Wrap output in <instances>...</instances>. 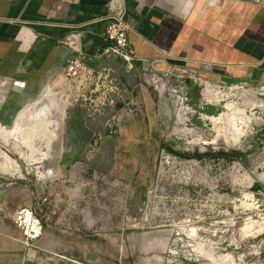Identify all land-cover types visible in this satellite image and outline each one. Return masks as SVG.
Masks as SVG:
<instances>
[{"label":"rangeland","instance_id":"rangeland-1","mask_svg":"<svg viewBox=\"0 0 264 264\" xmlns=\"http://www.w3.org/2000/svg\"><path fill=\"white\" fill-rule=\"evenodd\" d=\"M208 1L226 0L182 6L202 14ZM115 76L81 90L61 71L12 102L27 85L0 72V113L16 112L2 127L49 99L60 121L49 148L0 140V264H264V85L141 65ZM231 151L243 155L219 156ZM51 228L69 242L56 255L40 246Z\"/></svg>","mask_w":264,"mask_h":264},{"label":"crops","instance_id":"crops-1","mask_svg":"<svg viewBox=\"0 0 264 264\" xmlns=\"http://www.w3.org/2000/svg\"><path fill=\"white\" fill-rule=\"evenodd\" d=\"M111 1L0 0V72L27 85L12 102L36 90L59 74L68 60L79 56L63 43L70 36L89 57L90 66L124 74L121 61L99 57ZM177 2L179 10L170 8L172 0H122L125 19L132 27L130 41L139 58L155 62L157 71L176 77L187 72L227 85H264V0H226L218 10L215 1H208L202 14L184 9L188 0ZM12 102L1 109L0 120L6 125L16 113L10 109ZM62 162L73 163L67 158ZM65 233L51 228L40 241L41 249L61 253L69 245ZM81 239V234L74 236L80 254Z\"/></svg>","mask_w":264,"mask_h":264},{"label":"built area","instance_id":"built-area-1","mask_svg":"<svg viewBox=\"0 0 264 264\" xmlns=\"http://www.w3.org/2000/svg\"><path fill=\"white\" fill-rule=\"evenodd\" d=\"M132 27L125 19V9L122 0H113L109 4L108 14L106 16V27L102 35L103 47L99 57L101 59H117L121 61L127 72H132L137 65L143 66L148 71H157L156 63L141 59L133 48L130 41ZM74 37H68L63 43L79 56L67 61L62 73L69 79V82L77 89H86L92 80L105 81L114 87L118 86V79L115 71L110 67L94 68L89 65V57L83 55L74 43ZM98 87V85H97ZM116 90V89H115ZM3 183L0 182V187ZM25 221L30 226L31 239L42 235V226L39 221L32 220L29 216Z\"/></svg>","mask_w":264,"mask_h":264},{"label":"bare ground","instance_id":"bare-ground-1","mask_svg":"<svg viewBox=\"0 0 264 264\" xmlns=\"http://www.w3.org/2000/svg\"><path fill=\"white\" fill-rule=\"evenodd\" d=\"M29 108L31 107H26L24 111L20 113L12 129L4 128L0 125V140L7 142L10 137L18 136L25 147L27 146L29 148H33L35 145L34 143L37 142L41 145H44L46 148H49L53 143L54 137L57 135L56 130L59 127V120L56 118L58 111L56 101L49 99L42 101V103L39 105L34 104V113L32 112L31 116H27L31 114L30 110H27ZM29 150L31 151V149ZM2 157L9 165V171L13 175H17L21 178L22 170L17 161L12 159L9 154H4ZM30 162V166L35 163V161L32 160ZM4 172L5 171H3V173ZM47 174L49 176L52 175L50 171Z\"/></svg>","mask_w":264,"mask_h":264},{"label":"trees","instance_id":"trees-1","mask_svg":"<svg viewBox=\"0 0 264 264\" xmlns=\"http://www.w3.org/2000/svg\"><path fill=\"white\" fill-rule=\"evenodd\" d=\"M78 128V127H76ZM243 153L241 152H235V151H231V152H222V153H219V156H221L222 158H225V159H228V160H231L235 157H239V156H242Z\"/></svg>","mask_w":264,"mask_h":264}]
</instances>
